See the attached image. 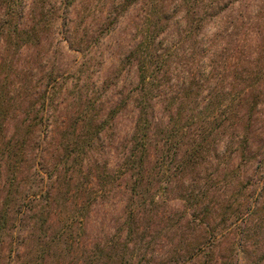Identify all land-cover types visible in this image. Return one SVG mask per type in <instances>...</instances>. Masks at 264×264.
<instances>
[{"label":"rangeland","instance_id":"374dc122","mask_svg":"<svg viewBox=\"0 0 264 264\" xmlns=\"http://www.w3.org/2000/svg\"><path fill=\"white\" fill-rule=\"evenodd\" d=\"M231 2L201 42L216 38L217 59L223 62L230 57L237 76L256 80L253 96L257 97L258 115L249 136L253 149H259L264 157V0ZM128 3L129 7L125 0H0V123L11 133L28 125L43 127L44 141L37 158L40 175L21 159L15 182L21 189H43L45 199L46 191L51 192L50 202H40L38 218L32 220L29 214L24 220L28 232L32 231L28 226L37 223L33 236L41 234L48 242L39 264H116L115 259L110 261L108 249L102 248L115 234L124 233L131 179L122 174L121 165L138 116L134 100L138 97V70L129 56L140 40L143 18L150 7L148 0ZM168 42L170 47L173 41L169 38ZM194 56L192 69L199 72L202 65L201 73L206 76L203 56ZM219 69L229 80L238 78L233 69L223 71V64ZM175 80L171 90L163 87L167 96L178 91ZM239 90L240 86L233 93ZM93 104L103 110L99 112ZM163 106L156 103L157 122L165 119ZM115 108L120 113L113 120L106 118ZM101 119L110 122L101 134L104 147L92 154L91 160L85 158L81 167L75 156L81 145L77 148L76 144L88 141ZM212 163L219 164L215 169L219 176L225 167L233 170L243 165L240 180L246 183L245 196L263 190L261 212L255 213L249 206L234 207L238 213L231 215L232 225L222 229L223 238L217 243L226 255L219 262L264 264V173L255 172L253 159L244 162L237 154L215 157ZM8 175L0 156V206L12 177ZM260 175V187L247 183H259ZM227 178L219 185L228 183ZM7 201L11 203V197ZM165 201L163 218L173 219L174 227L169 225L160 235L170 247L182 243L183 248L198 235L183 228L186 208L178 193H169ZM154 221L157 224L158 218ZM157 225L153 228L155 237L165 224ZM176 228L179 231H174ZM0 238V261L8 264L12 254L16 259L17 245L10 237ZM233 242L243 250L236 259L235 251L229 258L225 250ZM35 249L30 241L29 247L23 244L19 252L23 257ZM152 257L147 252L141 260Z\"/></svg>","mask_w":264,"mask_h":264},{"label":"trees","instance_id":"16d2710c","mask_svg":"<svg viewBox=\"0 0 264 264\" xmlns=\"http://www.w3.org/2000/svg\"><path fill=\"white\" fill-rule=\"evenodd\" d=\"M231 1L148 0L150 7L143 18L140 40L129 56L136 62L138 70V97L134 99L138 116L121 165L122 174H129L131 179L124 233L115 234L102 248L108 249L110 261L115 259L116 264H222L219 260L226 255L221 253L217 243L223 238L224 230L232 225L231 215L238 213L234 207H254L255 213L263 210L259 206L263 198L262 189L257 193L258 197L256 192L248 197L244 194L246 183L240 180L243 165L233 170L225 167L219 176L215 173L219 164L212 163L215 157L237 154L244 162L253 159L255 172L264 173V157L258 153L259 149H253L249 136L258 115L257 97L253 96L256 80L237 76L230 57L223 62L217 59L220 52L216 38L201 42ZM125 2L128 7L131 5L128 3L131 0ZM169 38L173 41L170 47ZM195 54L203 56L206 76L201 73L202 65L198 66L199 72L192 69L191 61ZM220 63L224 66L223 71L233 69L238 78L229 80L227 75H222ZM174 79L178 91L173 90L174 93L167 96L163 89L171 90ZM238 86L240 90L233 93ZM2 93L0 89V97ZM156 103H162L165 112V119L160 118L158 122ZM93 106L99 112L103 110L95 104ZM119 113L120 110L112 109L106 118L113 120ZM109 123L98 120L89 140L76 144L77 148L81 145L78 152L75 150L76 162L81 167L85 158L91 160L92 154L104 147L101 134ZM42 129V126L28 125L11 133L5 123H0V156L7 177L12 175L9 186L6 181L8 192L0 206V236L4 235V239L10 237L13 245H17L15 251L18 249L16 259L13 260L12 254L8 264H39L40 253L47 251L48 242H44V237L41 234L33 236L37 223L33 227L28 226L32 230L28 232L24 220L29 214L32 220L38 218L39 204L50 202L51 192L46 191L45 199L43 189L38 191L34 186L21 189L15 183L22 161L31 164L35 173L40 175L37 158L44 141ZM210 170L212 172H208ZM238 172V178L234 180ZM227 176L230 177L229 182L219 185L228 179ZM261 177L257 184L247 183L260 187ZM173 192L178 193V199L186 208L185 218L182 216L185 219L183 228L198 235L184 243L183 248L182 243H170V247L160 235L169 225L173 226V219L166 217L164 220L165 211L162 209L166 196ZM9 197L11 203L7 201ZM157 218V224L165 225L155 237L153 228L158 226L154 224ZM40 229L43 231V225ZM175 230L179 231L178 228ZM30 241L37 249L22 257L20 248L23 244L29 247ZM234 244L225 250L229 252V258L235 251L236 259L243 250ZM147 252L153 260L142 262ZM2 260L0 264H4Z\"/></svg>","mask_w":264,"mask_h":264}]
</instances>
